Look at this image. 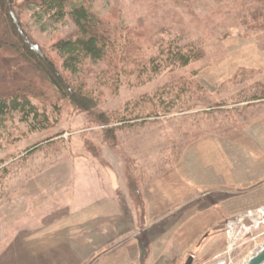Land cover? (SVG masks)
<instances>
[{
  "label": "rangeland",
  "instance_id": "1",
  "mask_svg": "<svg viewBox=\"0 0 264 264\" xmlns=\"http://www.w3.org/2000/svg\"><path fill=\"white\" fill-rule=\"evenodd\" d=\"M16 1L29 35L51 55L55 39L73 34L68 19ZM82 1L122 34L137 28L150 40L200 46L203 57L177 73L186 82L196 80L205 93H190L196 101L185 110L165 112L159 98L180 86L169 84L166 69L141 85L134 73L125 75L92 112L131 118L114 129V145L101 133L118 122H90L51 88L23 110L2 105L0 264H37L25 241L43 232L36 228L48 218H59L51 208L62 210L70 185L111 178L130 194L131 182L139 187L142 205L135 200L134 208L142 215L124 243L139 245L140 257L149 254L141 264H241L264 242V19L256 16L264 15L263 0ZM185 104L190 101L180 106ZM259 208L263 213L252 230L228 234L230 222ZM41 255L55 264L73 261L56 252Z\"/></svg>",
  "mask_w": 264,
  "mask_h": 264
},
{
  "label": "trees",
  "instance_id": "2",
  "mask_svg": "<svg viewBox=\"0 0 264 264\" xmlns=\"http://www.w3.org/2000/svg\"><path fill=\"white\" fill-rule=\"evenodd\" d=\"M28 1L68 19L74 26V32L71 36L55 39L51 55L46 47L29 35L19 17L18 2L0 0V113L2 105L6 104L23 110L25 105H31L32 97H45L46 89L51 88L75 112L88 114L90 122L102 125L118 122L100 135L102 140L109 142L108 145H114V129L131 118L120 113H107L106 110L92 112L100 105L104 91L115 93L125 75L134 73L136 79L140 78L137 82L141 85L142 80L166 69L170 73L169 84L176 82L180 86L174 93L164 91L168 96L159 98L158 106L165 112L175 107L187 109L196 101L189 97L190 93H205L196 80L192 78L186 82L177 73L180 68L203 57L200 46L192 42L181 45L162 38L150 40L137 28H134V33L122 34L111 20L98 16L82 0ZM258 15L264 19V15L259 12L256 13ZM189 101L190 104L180 106ZM127 104L125 100L122 108ZM29 109L28 113L32 111ZM131 113L127 110L129 116ZM131 185L132 196L142 205L138 199V185L132 182Z\"/></svg>",
  "mask_w": 264,
  "mask_h": 264
},
{
  "label": "crops",
  "instance_id": "3",
  "mask_svg": "<svg viewBox=\"0 0 264 264\" xmlns=\"http://www.w3.org/2000/svg\"><path fill=\"white\" fill-rule=\"evenodd\" d=\"M111 173L113 175V171ZM131 195L126 184L112 178L110 182L73 183L68 196L61 199L62 215L61 211L55 213L57 209L51 208V215H59V218H48L36 228L43 232L28 237L25 247L31 253L36 252L37 264H55L39 256L53 252L62 254L63 259L69 256L73 260L71 264H96L101 260L105 264H134L136 261L141 264L149 254L140 257L139 245L124 243L138 228V218L142 215L135 212L136 199ZM148 203L144 198L145 216H149ZM145 216L147 221L149 217Z\"/></svg>",
  "mask_w": 264,
  "mask_h": 264
},
{
  "label": "bare ground",
  "instance_id": "4",
  "mask_svg": "<svg viewBox=\"0 0 264 264\" xmlns=\"http://www.w3.org/2000/svg\"><path fill=\"white\" fill-rule=\"evenodd\" d=\"M263 208H259L257 211L254 212H247L246 214L240 216L239 218H236L233 222H230L227 226L228 228V234L232 236V233L234 231V228L243 230L244 232H248L252 230L254 225L258 223V220L261 218V215L263 213ZM264 249V242L259 244L257 247H255L254 250L250 252V254L243 260L241 264L247 263V261L252 258L254 255H256L258 252Z\"/></svg>",
  "mask_w": 264,
  "mask_h": 264
},
{
  "label": "water",
  "instance_id": "5",
  "mask_svg": "<svg viewBox=\"0 0 264 264\" xmlns=\"http://www.w3.org/2000/svg\"><path fill=\"white\" fill-rule=\"evenodd\" d=\"M264 262V249L254 255L247 264H262Z\"/></svg>",
  "mask_w": 264,
  "mask_h": 264
}]
</instances>
